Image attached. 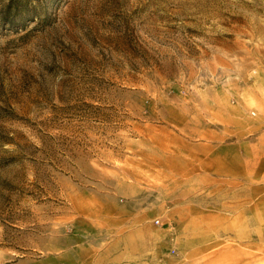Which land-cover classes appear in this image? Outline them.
Returning <instances> with one entry per match:
<instances>
[{"label":"rangeland","instance_id":"1","mask_svg":"<svg viewBox=\"0 0 264 264\" xmlns=\"http://www.w3.org/2000/svg\"><path fill=\"white\" fill-rule=\"evenodd\" d=\"M0 264H264V0H0Z\"/></svg>","mask_w":264,"mask_h":264},{"label":"crops","instance_id":"2","mask_svg":"<svg viewBox=\"0 0 264 264\" xmlns=\"http://www.w3.org/2000/svg\"><path fill=\"white\" fill-rule=\"evenodd\" d=\"M214 155H210L212 158ZM215 157V156H214ZM212 160V159H210ZM198 167L197 169L201 170L203 165L201 164V160L197 163ZM210 176H217L218 175H223L226 177H229V156H226L225 164L224 166L218 171L216 164L211 165V168L209 170ZM138 205L143 207L141 204V199H138ZM120 223L118 224L117 228L115 229L117 232L114 234H110L109 236L115 235V238L113 241L109 244V250H112L113 252H122V247L121 246H127L129 243V240L132 238H135L138 241H142V245H144L146 248L148 247V241L152 239L153 237V232L152 228L147 225V220H148V213L146 214H141L138 217V222L134 223L132 226L130 222H128V218H126V215L122 212L121 217H120Z\"/></svg>","mask_w":264,"mask_h":264}]
</instances>
